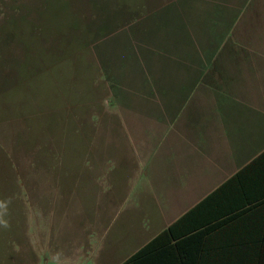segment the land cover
<instances>
[{"label":"crops","instance_id":"crops-1","mask_svg":"<svg viewBox=\"0 0 264 264\" xmlns=\"http://www.w3.org/2000/svg\"><path fill=\"white\" fill-rule=\"evenodd\" d=\"M249 6L234 0H202L199 16L192 17L197 34L159 38V45L167 44L165 53L136 47L128 51L124 36L108 43L125 28L110 34L93 56L102 83L100 112L115 118V128L101 123L94 101L87 115L82 116L80 108L67 115L65 127L78 129L65 133L66 138L63 130L43 134L44 125L28 130L23 170L33 200H63L74 193L85 167L81 153L91 156L96 182L107 184L111 192L115 183L109 176L104 183L102 177L112 172L113 154L137 162L144 186L134 205L141 241L134 247L130 239L106 245L105 228L97 226L102 216L120 211L122 205L114 206L112 198L99 199L97 219L89 223L100 232L90 247L91 264H123L191 209L193 202L201 201L211 188L220 187L264 151V3ZM188 9L193 14L191 3ZM175 10L180 15L181 9ZM175 22L189 25L187 18L176 17L159 20L156 29L162 31ZM109 97L114 100L111 109L104 104ZM84 122L93 129L88 135L80 132ZM45 136L48 139H41ZM47 165H52L53 173L57 170V177H48ZM92 198L89 205L97 203L96 195ZM72 216L78 217L79 212ZM57 217L61 230L77 227L81 232L80 220ZM154 226L160 228L156 233Z\"/></svg>","mask_w":264,"mask_h":264},{"label":"rangeland","instance_id":"rangeland-1","mask_svg":"<svg viewBox=\"0 0 264 264\" xmlns=\"http://www.w3.org/2000/svg\"><path fill=\"white\" fill-rule=\"evenodd\" d=\"M201 1L0 0V264H91L90 247L100 232L93 231L89 223L97 219L95 208L99 199L104 198L114 199V206L122 208L101 217L97 227L105 228L103 242L110 246L130 239L128 242L134 247L141 241L136 235L135 223L140 217L134 205L139 203L138 195L144 186L136 171V161L122 160L120 153L113 154L112 172L102 177L104 183L108 176L112 178L115 184L111 192L107 184L96 182L98 175L94 174L91 156L81 153L84 158L81 164L85 167L74 193L63 200L51 197L33 200L27 193L29 177L23 170L28 130L44 125L43 134L63 130L70 135L77 126L65 127L67 115L79 108L82 116L87 115L94 101L101 123L114 129L115 118L100 112L102 83L97 79L94 49L101 48L110 34L125 28L108 43L124 36L128 51L136 47L168 52L167 44L159 45L157 40L196 35V21L192 17L199 16ZM234 1L250 4L249 9L264 3V0ZM167 3L168 8L152 14ZM190 3L193 14H189ZM176 8L181 9L180 15L175 13ZM176 17L187 18L189 25L175 22L162 31L156 29L159 20L166 22ZM188 47L192 48L191 44ZM104 104L111 109L114 100L106 98ZM84 123L80 132L88 135L93 129L88 122ZM47 167L48 177H57V170L53 173L52 165ZM95 195L97 203L89 205L88 198ZM76 211L79 216H72ZM57 215L70 221L80 220L81 232L77 227L61 230L62 221ZM159 229L152 227L153 233Z\"/></svg>","mask_w":264,"mask_h":264},{"label":"trees","instance_id":"trees-1","mask_svg":"<svg viewBox=\"0 0 264 264\" xmlns=\"http://www.w3.org/2000/svg\"><path fill=\"white\" fill-rule=\"evenodd\" d=\"M123 264H264V151Z\"/></svg>","mask_w":264,"mask_h":264}]
</instances>
